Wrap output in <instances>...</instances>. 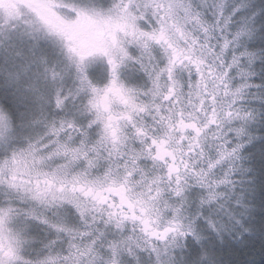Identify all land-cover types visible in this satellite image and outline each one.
Segmentation results:
<instances>
[{"label": "snow or ice", "instance_id": "1", "mask_svg": "<svg viewBox=\"0 0 264 264\" xmlns=\"http://www.w3.org/2000/svg\"><path fill=\"white\" fill-rule=\"evenodd\" d=\"M0 264H264V0H0Z\"/></svg>", "mask_w": 264, "mask_h": 264}]
</instances>
